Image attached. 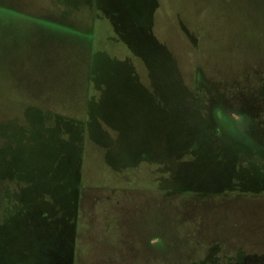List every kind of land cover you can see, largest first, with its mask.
I'll return each instance as SVG.
<instances>
[{
	"label": "rangeland",
	"instance_id": "obj_1",
	"mask_svg": "<svg viewBox=\"0 0 264 264\" xmlns=\"http://www.w3.org/2000/svg\"><path fill=\"white\" fill-rule=\"evenodd\" d=\"M0 264H264V0H0Z\"/></svg>",
	"mask_w": 264,
	"mask_h": 264
},
{
	"label": "crops",
	"instance_id": "obj_2",
	"mask_svg": "<svg viewBox=\"0 0 264 264\" xmlns=\"http://www.w3.org/2000/svg\"><path fill=\"white\" fill-rule=\"evenodd\" d=\"M131 19V18H130ZM134 19V18H133ZM132 21V20H131ZM117 29V28H116ZM147 34V32L145 33V35ZM146 36H148V37H150L148 34L146 35ZM149 50V49H148ZM150 51V50H149Z\"/></svg>",
	"mask_w": 264,
	"mask_h": 264
}]
</instances>
